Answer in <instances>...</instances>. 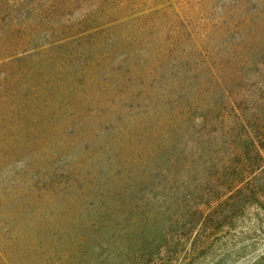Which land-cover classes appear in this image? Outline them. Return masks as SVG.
Listing matches in <instances>:
<instances>
[{"label": "rangeland", "instance_id": "obj_1", "mask_svg": "<svg viewBox=\"0 0 264 264\" xmlns=\"http://www.w3.org/2000/svg\"><path fill=\"white\" fill-rule=\"evenodd\" d=\"M123 1L0 0V264H174V170L231 153L227 103L257 109L264 136V0H130L104 14ZM115 19L174 43V65L119 72ZM72 35V56L48 50ZM200 56L220 83L191 75ZM235 215L197 264H264V200Z\"/></svg>", "mask_w": 264, "mask_h": 264}, {"label": "trees", "instance_id": "obj_2", "mask_svg": "<svg viewBox=\"0 0 264 264\" xmlns=\"http://www.w3.org/2000/svg\"><path fill=\"white\" fill-rule=\"evenodd\" d=\"M100 1L103 4L112 2V0ZM240 3L237 2V4ZM130 6H132V2L125 0L104 14L108 15L110 12L121 14ZM137 21L139 20L121 22L120 19H115L109 23V25L115 26L108 30L111 37L107 36L116 49L115 56L111 58H121L122 66L119 72L129 75L132 73L130 65L135 62L134 73L146 76L148 70L152 79H155L157 77L152 73L165 70L166 64H168L165 63L167 57L174 65L173 57L175 56L172 55L173 49L171 50V48L175 47V44L170 43L168 46L167 43H157L156 46L148 44L147 39L138 35V33L145 34L143 32L145 27L134 24ZM123 26H127V29L130 27L128 34L120 29ZM100 27L102 26L94 28L95 36H98L99 40L105 41L107 32L104 31L105 28L99 29ZM79 35L84 36V32ZM79 35L51 42L48 44V50L60 51L59 53L62 52L61 54L64 56H72V51L66 49L71 45L70 39L67 38H77ZM116 39H120L121 42H117ZM100 44L97 41V45ZM107 45L112 47L110 44ZM38 50L43 51V47ZM199 51L202 50L199 49ZM109 53L107 51L106 54ZM119 53H124V55L121 56ZM201 53L204 55L203 51ZM200 57H202L201 63L204 68L191 70V75H197L204 69L202 80L204 84L206 81L213 82V80L214 83H220L221 78L217 74V69L211 64L204 66L205 57ZM95 60L97 63H101L102 69H104L103 61H108L106 56H99ZM79 68L93 70L91 61L84 62ZM185 72L186 75L189 74L188 71ZM203 87L197 88L198 93H201ZM227 105L232 106L230 109L233 117L232 119L230 117L223 119L224 122L229 121V125L225 124L226 130H224L223 136L229 142L231 153L228 154L226 151L193 153L188 155L189 160L186 162L184 170H174L172 176V200L176 213L173 221L175 228L172 247V255L175 256L174 264H197L198 258L201 255L204 256L215 243L219 230L228 226V220L234 219L235 214L240 213L248 205L264 200V184L260 180V175L264 173V136L260 135L256 128V121L259 120L257 109H253L251 106L242 109L236 107L234 103H227ZM261 120L263 121L260 123L264 124V119ZM189 240L190 247L187 249L186 243Z\"/></svg>", "mask_w": 264, "mask_h": 264}]
</instances>
